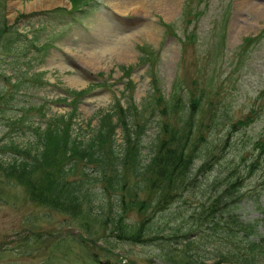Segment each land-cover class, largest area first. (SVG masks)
I'll list each match as a JSON object with an SVG mask.
<instances>
[{"label":"trees","instance_id":"1","mask_svg":"<svg viewBox=\"0 0 264 264\" xmlns=\"http://www.w3.org/2000/svg\"><path fill=\"white\" fill-rule=\"evenodd\" d=\"M71 2V11L58 8L47 14L71 15L99 9L97 0ZM3 5L4 0H0V79L19 91L24 89V83L38 80L42 72L29 75L18 64L37 59L45 45L37 44L38 29L32 28L29 37L28 32L9 24L2 12ZM192 13L195 18L201 14L198 7ZM194 37L191 31L190 43ZM146 48H141L142 59L152 72L157 58ZM221 48V44L215 46L217 52ZM8 70L12 74H7ZM129 73L126 69L125 75ZM232 75V71L228 72L224 80ZM11 77L15 78L14 82ZM152 82L153 91L144 104L128 101L122 105L115 101L111 110L99 111V124L88 135L73 133L74 111L67 115L54 114L43 128L24 125V116L21 122L8 124L9 130L13 126L19 130L30 127L33 139L24 146L13 141L0 146L11 155L9 160L0 158V196L21 187L26 198L36 206L62 214L68 227L74 226L86 233L74 236L67 231V236H47L55 239L51 252L36 264H111L96 256L94 250L97 240L110 244L106 236L129 243L149 238L168 260L179 264H209L200 256V251L206 242L214 240L216 259L210 264H264V239L256 237L258 221L246 222L237 213L243 197L248 194L250 198L260 197L264 189V138L254 142L256 154L248 157L244 167H241L246 161L243 156L239 161L220 162L216 159L217 145L203 132L215 110L209 112V122L202 129L200 122L194 121V111L201 110L200 98L205 91L197 94L189 90L188 106L177 87L165 98L157 79L153 77ZM127 83L132 86L130 79ZM69 93L75 103L85 91ZM3 96L4 92L0 91V97ZM1 111L4 107L0 104ZM247 119L238 123L245 125L251 120ZM154 120L160 131L151 144L149 158L144 160L142 136ZM116 127L121 128L119 144L115 141ZM253 173L257 177L250 179L254 181L250 185L256 187L245 190L241 181ZM211 174L214 176L210 178ZM191 198H196L193 203L188 201ZM257 210L262 214L260 221L264 225V207L258 203ZM132 213L138 218L129 221ZM156 213L163 217L158 222H169V225L160 227L154 222ZM153 227L168 229L170 233L160 237ZM39 232L33 240L17 242L16 252L25 254L24 247L42 242L43 231ZM192 232L196 233L194 237ZM73 247L79 251L76 253ZM103 249L110 252L106 247ZM5 251L0 250V257ZM6 264H21V261L13 256Z\"/></svg>","mask_w":264,"mask_h":264},{"label":"rangeland","instance_id":"2","mask_svg":"<svg viewBox=\"0 0 264 264\" xmlns=\"http://www.w3.org/2000/svg\"><path fill=\"white\" fill-rule=\"evenodd\" d=\"M52 1H56V4L51 5L47 0H4L2 12L10 23H16V17L20 13L30 15L34 12L53 9L58 7L57 5H68L67 0ZM229 1L231 5L233 3V7L230 8L226 24V39L223 42L225 62L222 64L215 55L213 46H208L219 34L217 33L219 20L225 13ZM104 3L107 8L96 16L70 21L56 34L50 31L54 26V22H50L48 23L49 29L39 34L41 42L48 40L51 43L40 70L47 69L48 73L45 76L55 84L54 86L49 84L40 86L38 83L30 82L25 90L29 102H40V98H51L59 88L60 91L61 88L79 90V88H87L94 84L78 103L77 112L73 118L74 132L85 134L87 132L84 131L92 130L97 123L95 113L98 109L108 106L112 101V92L115 94L118 91V84L106 88L95 85L99 82L98 74L112 75L110 81L115 80L120 75L119 66L136 62L137 43L151 44L160 50L158 75L165 91L168 90L174 77L183 74L189 75L187 70H194L197 66L206 63L202 56L206 49L204 57H207L209 63L204 70L205 75H208L214 66V59L218 60L216 72L220 77L228 68H232L233 65L230 63L236 59L245 61L244 65L234 71L233 80L230 79V82L224 85L223 92L219 97L223 103L227 104L226 111L230 120L236 121L243 118L251 108H254L257 113L252 124L246 128L231 131L229 135L227 117L223 115L219 118L216 129L219 134L215 137L217 138L216 144L226 149L221 154L223 159L236 155L239 150H243L244 146L264 134V0H208L202 8L203 12L198 22V45L187 49L188 53L184 61H182L178 41L170 37L165 39V35L163 37L162 34L164 26L159 24V20H162L172 23L174 27L176 25L179 27L183 19L181 9L184 0H104ZM36 22L37 20L32 17L21 16L17 24L20 28L28 30L30 25ZM213 22L217 24V28L211 30ZM261 33L258 42L251 44L245 53H240L242 50L239 45L242 44L244 37H252ZM179 59L181 60L178 64ZM133 75L137 81L134 96L139 99L146 93L149 77L143 73V69H137ZM189 79H187L188 84ZM15 104L22 105L23 101L16 100ZM46 109L48 110L47 114L70 111L69 106L53 102H47ZM8 113L17 118L21 111L17 110L13 113L9 111ZM38 118L37 115L32 116L34 120H38ZM5 131L6 127L1 122L0 145L9 141ZM155 131V127H151L143 140L147 143L154 136ZM212 131V129L209 130V132ZM10 135L11 140L15 143L24 145L31 138L32 133L27 128H23L22 131L13 129ZM229 143L232 144L231 147H229ZM248 150L246 155L251 152L249 148ZM142 153L145 159L148 153L147 149H144ZM0 156L2 159L7 158L3 154ZM241 182L250 184L254 181L250 182V179H247L245 182ZM193 201L191 200V202ZM259 201L264 205V190ZM238 211L246 220L260 217L254 209L253 200H242L239 203ZM66 223L67 220L61 214L48 212L29 201L20 187L12 188L10 194H6L3 199L0 197V246L2 247L11 249L15 240V232H22V235L29 234V230H25V226H28L29 229L31 226L34 229L33 238L40 233V230L53 236L54 232L59 231ZM153 228L154 233L166 236L165 231ZM79 232L86 235L82 230ZM258 235L264 237L262 225L258 228ZM47 236L49 235L43 232L42 242H38V245L33 244L29 248L24 247L25 254H17L16 257L19 258L21 264H36L45 255L50 254V244L52 245L55 239ZM105 240L110 243L108 246L114 244L110 247L111 253L105 252L109 256L102 258L103 261H109L111 264H179L168 260L160 252L161 248L152 241L132 244L110 236H106ZM216 247L217 242L214 240L205 243L200 255L202 256L206 252L203 258L212 262ZM73 248L76 253L79 251L77 247ZM12 250L3 252L0 264H6L12 260L14 254ZM95 250L101 256V247L97 246ZM111 259L116 260V263Z\"/></svg>","mask_w":264,"mask_h":264}]
</instances>
